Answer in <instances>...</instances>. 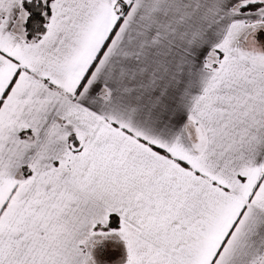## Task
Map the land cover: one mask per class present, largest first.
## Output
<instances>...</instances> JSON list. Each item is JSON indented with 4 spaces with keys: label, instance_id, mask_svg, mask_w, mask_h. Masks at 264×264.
<instances>
[{
    "label": "snow or ice",
    "instance_id": "6c2138e0",
    "mask_svg": "<svg viewBox=\"0 0 264 264\" xmlns=\"http://www.w3.org/2000/svg\"><path fill=\"white\" fill-rule=\"evenodd\" d=\"M0 264H264V0H0Z\"/></svg>",
    "mask_w": 264,
    "mask_h": 264
}]
</instances>
